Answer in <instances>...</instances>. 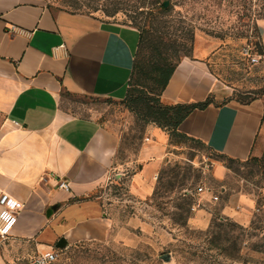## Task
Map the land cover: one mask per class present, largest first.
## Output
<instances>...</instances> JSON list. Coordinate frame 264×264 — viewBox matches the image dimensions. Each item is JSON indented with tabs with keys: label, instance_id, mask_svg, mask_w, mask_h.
Listing matches in <instances>:
<instances>
[{
	"label": "crops",
	"instance_id": "crops-1",
	"mask_svg": "<svg viewBox=\"0 0 264 264\" xmlns=\"http://www.w3.org/2000/svg\"><path fill=\"white\" fill-rule=\"evenodd\" d=\"M138 40L132 25L48 0H0V188L23 203L11 233L0 239V264L32 263L40 253L109 235L111 219L96 200L79 199L118 167L119 133L99 120L90 100L122 102ZM201 56L175 65L163 103L228 95ZM177 131L228 158L256 157L264 145V100L210 103ZM143 132L127 185L139 199L153 193L169 142L167 130L153 123ZM253 209L252 198L236 193L221 213L246 224ZM208 215L198 209L189 222L205 227Z\"/></svg>",
	"mask_w": 264,
	"mask_h": 264
},
{
	"label": "rangeland",
	"instance_id": "rangeland-1",
	"mask_svg": "<svg viewBox=\"0 0 264 264\" xmlns=\"http://www.w3.org/2000/svg\"><path fill=\"white\" fill-rule=\"evenodd\" d=\"M48 1L142 31L128 87L133 98H157L164 71L198 52L228 92L211 96L213 103L264 100V0H167L166 7L165 0ZM90 101L99 120L119 133L118 167L79 199L96 200L111 228L103 240L55 248L49 264H264V145L258 156L239 160L167 131V154L154 191L139 199L127 185L145 140V121L124 102ZM236 193L254 200L246 224L221 213ZM201 208L209 214L205 227L189 222Z\"/></svg>",
	"mask_w": 264,
	"mask_h": 264
},
{
	"label": "trees",
	"instance_id": "trees-1",
	"mask_svg": "<svg viewBox=\"0 0 264 264\" xmlns=\"http://www.w3.org/2000/svg\"><path fill=\"white\" fill-rule=\"evenodd\" d=\"M163 6V4H162ZM164 7V6H163ZM142 38V31L139 34V41ZM260 53H263L261 49ZM178 63V62H177ZM170 66L167 70L164 71L162 77L158 79L160 83L161 91L157 98L146 95L145 97L133 98L129 90L122 102L126 103L127 107L130 110H133L137 115L145 121V123H153L165 130L172 132L173 134H179L177 128L181 121L193 110L205 108L210 103H213L211 97L208 96L205 100L199 102H190V103H176V104H165L161 101L160 95L161 92L168 82L175 65ZM134 66V64H133ZM133 71V70H132ZM132 75V74H131ZM252 100V99H251ZM140 105L141 111L137 110L135 105ZM183 136V135H182Z\"/></svg>",
	"mask_w": 264,
	"mask_h": 264
},
{
	"label": "built area",
	"instance_id": "built-area-1",
	"mask_svg": "<svg viewBox=\"0 0 264 264\" xmlns=\"http://www.w3.org/2000/svg\"><path fill=\"white\" fill-rule=\"evenodd\" d=\"M251 60L255 61L256 58L252 57ZM59 187L66 190L69 188L68 184L63 181L59 183ZM201 190L202 188L199 187L198 191ZM196 205L199 206L200 202H197ZM22 209L23 203L20 200L0 188V239L9 236ZM56 254L55 250L40 253L33 258L32 264H49L55 260Z\"/></svg>",
	"mask_w": 264,
	"mask_h": 264
},
{
	"label": "water",
	"instance_id": "water-1",
	"mask_svg": "<svg viewBox=\"0 0 264 264\" xmlns=\"http://www.w3.org/2000/svg\"><path fill=\"white\" fill-rule=\"evenodd\" d=\"M162 4H163V6H164V7H166V6L168 5V1H167V0H165V1H163V3H162Z\"/></svg>",
	"mask_w": 264,
	"mask_h": 264
}]
</instances>
